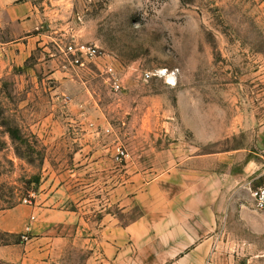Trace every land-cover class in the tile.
Instances as JSON below:
<instances>
[{"label": "rangeland", "instance_id": "obj_1", "mask_svg": "<svg viewBox=\"0 0 264 264\" xmlns=\"http://www.w3.org/2000/svg\"><path fill=\"white\" fill-rule=\"evenodd\" d=\"M32 2L40 45L22 65L0 45V220L28 209L23 233L0 228V264H31L47 210L72 211L68 225L83 228L51 224L50 237L68 238L56 264H161L163 219L174 227L187 212L181 196L210 159L206 264H264L252 198L264 183V0ZM73 42L101 54L74 67ZM250 159L262 166L244 185Z\"/></svg>", "mask_w": 264, "mask_h": 264}, {"label": "crops", "instance_id": "obj_2", "mask_svg": "<svg viewBox=\"0 0 264 264\" xmlns=\"http://www.w3.org/2000/svg\"><path fill=\"white\" fill-rule=\"evenodd\" d=\"M44 27L42 13L32 0H0V45L2 46L1 50L4 51L3 56L5 55L12 62L22 65L30 58L32 52L40 45L38 41L45 37L41 31ZM53 70L50 71L53 72L52 75L61 74L69 77L67 72ZM208 163V169L205 167L204 171L197 172V177H203V182L194 184L195 186L190 187L187 194H182L180 202H183L182 208L186 209L187 212L185 213L183 210L179 214L176 227H172V219L167 217L163 219L165 224V229L162 232L163 243L166 247H164L163 255L161 254V264H206L207 253L212 246V240L207 236L212 232V178H209L207 182V175L212 173V159ZM261 166L252 159L245 162L244 174L242 175V180L246 182L244 185L252 183L256 178L254 175L259 172ZM258 176H264V171ZM68 183H66L67 190ZM70 197H73L72 193L67 194L66 200H69ZM22 212V215L16 221L10 222L5 218H3V221L0 220V228L16 234L23 233L28 209H23ZM74 214L76 215V213L68 210H47L45 217L48 219L46 221L50 222L48 225L50 227L46 228L45 237L39 238V242L43 247L40 248L36 242L35 251H32L29 254L30 258L24 262H31V264H56L54 256L62 243L68 238L66 236L50 237V232L55 228L51 224L61 223L66 225L64 229H68L70 233L76 230L75 233L78 236L83 228L77 224L68 225L74 222L77 223L78 216L74 218ZM207 217L209 222L206 225ZM142 224L143 219L130 225L128 230L135 232L143 229ZM32 228L35 230L38 226ZM68 241L70 242V239ZM188 250H191L189 254H187Z\"/></svg>", "mask_w": 264, "mask_h": 264}, {"label": "built area", "instance_id": "obj_3", "mask_svg": "<svg viewBox=\"0 0 264 264\" xmlns=\"http://www.w3.org/2000/svg\"><path fill=\"white\" fill-rule=\"evenodd\" d=\"M100 49L93 44H81L73 42L66 49V55L69 57L70 65L74 67H84L86 63L91 62L100 56ZM112 73V69H108ZM115 91L121 89L117 80L113 81ZM252 198L255 211L264 214V183L252 191ZM25 203H31L30 199H26ZM30 230V228H28Z\"/></svg>", "mask_w": 264, "mask_h": 264}, {"label": "trees", "instance_id": "obj_4", "mask_svg": "<svg viewBox=\"0 0 264 264\" xmlns=\"http://www.w3.org/2000/svg\"><path fill=\"white\" fill-rule=\"evenodd\" d=\"M10 136L13 140H21V131L18 129V128H14V129H10ZM38 179H36V183L34 186H37V181ZM7 235H10V236H17L15 234H9V233H6ZM18 237V236H17Z\"/></svg>", "mask_w": 264, "mask_h": 264}]
</instances>
